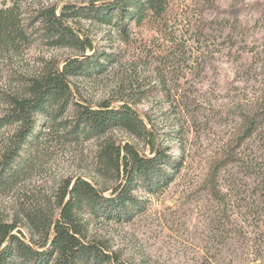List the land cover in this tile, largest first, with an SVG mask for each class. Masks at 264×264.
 <instances>
[{"label": "rangeland", "instance_id": "374dc122", "mask_svg": "<svg viewBox=\"0 0 264 264\" xmlns=\"http://www.w3.org/2000/svg\"><path fill=\"white\" fill-rule=\"evenodd\" d=\"M92 1L0 0V7ZM82 24L97 44L115 48L118 58L101 73L70 78L73 92L91 106L101 100L129 103L162 132L167 152L183 156L167 187L153 194L135 191L145 209L130 221L84 215L88 237L102 240L125 264H264V111L257 130L244 135L264 99V0H166L160 14L148 11L125 34ZM70 54L38 41L1 51L0 91L23 93L19 75H36L44 61ZM13 128L0 129V152ZM37 132L19 177L0 191V214L23 224L26 213L55 212L54 193L63 179L81 176L99 187L114 183L98 173L96 154L105 137L147 153L120 129L69 141L39 118ZM20 228L28 239L25 226Z\"/></svg>", "mask_w": 264, "mask_h": 264}, {"label": "trees", "instance_id": "16d2710c", "mask_svg": "<svg viewBox=\"0 0 264 264\" xmlns=\"http://www.w3.org/2000/svg\"><path fill=\"white\" fill-rule=\"evenodd\" d=\"M165 4L166 0H96L65 2L59 7L22 8L17 3L0 7V52L34 41L74 51L61 61H44L36 75H19L23 93L0 91L4 104L0 129L14 125L0 152V191L10 188L19 177L25 149L38 135L39 118L59 127L69 141L91 140L114 129L124 130L141 141L147 151L105 137L96 158L98 173L114 179L111 186L99 187L84 177H69L56 187L55 212L26 213L24 224L0 214V264H125L110 254L102 240L88 237L83 216L130 221L145 209V200L135 191L153 194L167 187L183 156L166 151L162 132L147 114L141 115L126 102L114 105L101 100L91 106L73 92L70 78L101 73L118 58L115 48L95 42L82 21L125 34L131 22L140 23L148 11L160 14ZM254 110L245 123L247 137L257 130L256 119L263 115L264 99ZM21 225L27 229L28 239Z\"/></svg>", "mask_w": 264, "mask_h": 264}]
</instances>
